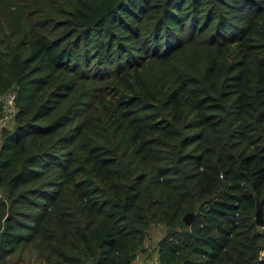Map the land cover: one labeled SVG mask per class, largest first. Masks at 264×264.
<instances>
[{
	"label": "trees",
	"instance_id": "trees-1",
	"mask_svg": "<svg viewBox=\"0 0 264 264\" xmlns=\"http://www.w3.org/2000/svg\"><path fill=\"white\" fill-rule=\"evenodd\" d=\"M9 90L0 264H264V0H0Z\"/></svg>",
	"mask_w": 264,
	"mask_h": 264
},
{
	"label": "crops",
	"instance_id": "crops-1",
	"mask_svg": "<svg viewBox=\"0 0 264 264\" xmlns=\"http://www.w3.org/2000/svg\"><path fill=\"white\" fill-rule=\"evenodd\" d=\"M159 240L160 239H158V241ZM133 264H161L158 257V251L153 250L150 247V243L148 242V249L141 252L136 258V260L133 262Z\"/></svg>",
	"mask_w": 264,
	"mask_h": 264
},
{
	"label": "rangeland",
	"instance_id": "rangeland-1",
	"mask_svg": "<svg viewBox=\"0 0 264 264\" xmlns=\"http://www.w3.org/2000/svg\"><path fill=\"white\" fill-rule=\"evenodd\" d=\"M1 99H2V97L0 98V100ZM12 126H13V120H10V127H12ZM164 234H165L164 227H162L160 225H157V226H154L151 228V230L149 232L148 242L150 243V247L153 250H157V247L155 245H157V243L159 242L158 239H161L164 236ZM32 258H34L32 260L33 264H40V261H38L34 256Z\"/></svg>",
	"mask_w": 264,
	"mask_h": 264
},
{
	"label": "water",
	"instance_id": "water-1",
	"mask_svg": "<svg viewBox=\"0 0 264 264\" xmlns=\"http://www.w3.org/2000/svg\"><path fill=\"white\" fill-rule=\"evenodd\" d=\"M195 219V213L190 212L184 216V221L186 224L191 225ZM255 221L258 226H264V200L258 203V207L255 213Z\"/></svg>",
	"mask_w": 264,
	"mask_h": 264
},
{
	"label": "built area",
	"instance_id": "built-area-1",
	"mask_svg": "<svg viewBox=\"0 0 264 264\" xmlns=\"http://www.w3.org/2000/svg\"><path fill=\"white\" fill-rule=\"evenodd\" d=\"M2 103L5 108L6 117L13 114L16 111V92L14 90H9L2 96ZM0 196L2 192L0 190Z\"/></svg>",
	"mask_w": 264,
	"mask_h": 264
}]
</instances>
